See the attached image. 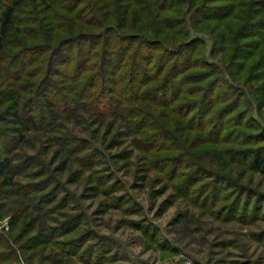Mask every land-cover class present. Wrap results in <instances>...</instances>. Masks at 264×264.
<instances>
[{
    "label": "rangeland",
    "instance_id": "1",
    "mask_svg": "<svg viewBox=\"0 0 264 264\" xmlns=\"http://www.w3.org/2000/svg\"><path fill=\"white\" fill-rule=\"evenodd\" d=\"M3 1L0 264H264V0ZM108 29L184 71L136 95Z\"/></svg>",
    "mask_w": 264,
    "mask_h": 264
},
{
    "label": "trees",
    "instance_id": "2",
    "mask_svg": "<svg viewBox=\"0 0 264 264\" xmlns=\"http://www.w3.org/2000/svg\"><path fill=\"white\" fill-rule=\"evenodd\" d=\"M76 2L77 0H69V6L72 10H70L71 12H74ZM78 4H84L85 6H88L87 12H89L90 15H92L93 17L95 16L96 18L97 9L94 7V4L90 0H82ZM16 6L17 5L15 2H5L3 0H0V59L4 48L3 41L6 40L14 24V14ZM113 30L114 29H108L107 32L100 35V37L91 34H87L85 36L87 38L86 40L88 41L95 40V44H101V42H103V46L105 44V48L103 47V49H101L100 51L101 55L98 54V56L96 54L93 57L92 55L94 51H89L86 56H90L91 58L87 57V60H94L95 58L102 61L105 60L103 62V65L98 67V70L99 72L102 70L103 73H106L108 70H110V73L113 77L124 70V68L130 69V74L132 75L131 84H133L134 86L132 87V90H135L136 95H138L139 92L143 93L141 92V88L148 84L149 80L141 82L139 79L142 76H145L147 70H149L150 67L155 70L154 73H157V80L161 79L162 81H160V83L162 84L172 82L173 78L175 80L177 76L184 71L182 64L180 65L181 62L177 60L175 61V59H173L174 54V56H178V54H180L178 53V51L182 48H180L179 44H174L173 42L168 41L166 37H163L169 44L172 45H166L167 47L165 48L166 50L164 52L161 49V45L158 43H151L150 41H145L143 39H133L131 37L122 36ZM36 38L39 37L35 35V39ZM51 39L57 40L58 35L56 33L52 34ZM32 50L35 51V56L37 54L46 52V49L41 46L39 47L38 45H35V48L33 47ZM83 58L85 57L77 54V63L82 62L81 64L83 65V63L85 62H83ZM142 62H147L148 65H146V68L142 67ZM94 67L95 66L91 68ZM84 68L85 70H89L86 67ZM1 73L2 70L0 69V74ZM167 85H164V88H166ZM138 86L140 87L138 88ZM136 95L134 94L135 98H137ZM8 102H11V105H9L7 108L12 111V114H14L17 119L18 101L13 99V97L11 96ZM108 102L110 105L113 103V101L111 100H108ZM254 164L257 167L261 168V166L264 165V156H258L257 158H255Z\"/></svg>",
    "mask_w": 264,
    "mask_h": 264
}]
</instances>
